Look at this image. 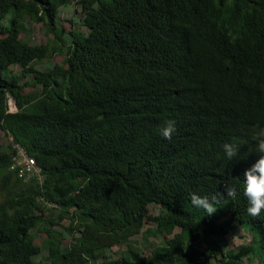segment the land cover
Masks as SVG:
<instances>
[{
    "label": "trees",
    "instance_id": "1",
    "mask_svg": "<svg viewBox=\"0 0 264 264\" xmlns=\"http://www.w3.org/2000/svg\"><path fill=\"white\" fill-rule=\"evenodd\" d=\"M71 1L86 32L67 41L55 21ZM25 20L53 37L22 39ZM65 47L62 62L32 65ZM169 120L171 140L160 134ZM257 125L264 0H0V131L12 137L4 148L0 140V264H45L34 259L40 247L47 264H264V212L248 215L243 195V173L260 155ZM229 142L241 147L231 161ZM16 144L41 179L11 169ZM225 186L234 198L219 196ZM192 193L217 197V212L194 207ZM150 204L160 212L150 214ZM48 205L57 220L45 221L37 245L31 228ZM62 219L66 244L50 227ZM146 221L154 227L143 231ZM233 224L253 238L225 250ZM139 233L172 236L144 257L127 246L105 252Z\"/></svg>",
    "mask_w": 264,
    "mask_h": 264
},
{
    "label": "rangeland",
    "instance_id": "2",
    "mask_svg": "<svg viewBox=\"0 0 264 264\" xmlns=\"http://www.w3.org/2000/svg\"><path fill=\"white\" fill-rule=\"evenodd\" d=\"M83 16V11L80 7L79 4H77L75 1H71L66 5H62L58 9V16L55 21V25L58 27V29L61 30L62 37L69 41L71 36H70V31H82L86 32V29L82 24L80 23V19ZM24 31H20V36L22 39L27 40L31 42L32 44H42L45 43L48 38H52L53 34H50V32L46 31V27L41 24V23H35L29 20H25L24 22ZM66 47L63 49L61 53H55L51 56H48L46 58H43L40 60L38 63H33L34 68L38 70H44L48 67H52L53 63H59L63 61L64 58V52H65ZM12 71L14 73L20 72V68L16 65H13ZM27 78H30L27 77ZM21 79V83L25 81V79ZM37 88V87H35ZM32 87L27 85L25 87V90H30ZM9 108L11 111H16L13 99L10 98L9 101ZM12 137L4 133L3 131H0V140L1 143L3 144V148L8 146L9 143L11 142ZM4 196L2 191L0 190V202L3 201ZM49 205L46 207H43L44 212L42 213L41 220L38 222V224L31 228V234L34 237V242L37 245H40L42 240L46 237L45 232L43 229L49 226V224H46L45 221L48 219H52L53 221L57 220V212H59L58 209H49ZM149 213L152 215H156L160 212V206L157 204H150L148 206ZM68 224L67 219H62L59 221V223L52 224L50 227L51 229L58 231L59 233L63 234V240L62 243L66 244L69 241V234L68 232L64 229ZM232 231L225 236V242H224V249L228 250L231 248H236L239 245H244L249 243L252 238L253 234L246 230L245 228H241L239 225L233 224ZM154 224L151 222L146 221L145 223L142 224V230L145 231L146 229L153 228ZM179 232L176 228H174L173 233ZM77 235V233H76ZM165 233H160L157 235L146 233L145 237H143L140 233L137 235H134L131 237V240L126 244V245H115L111 249H107L105 252L110 255V257H113L120 253L122 250L125 249V246H127L128 251L134 255L135 257H141V256H146L149 252V249L154 246V244L160 243V241L163 239ZM163 236V237H162ZM172 234L170 235H165V237H171ZM144 238V239H143ZM46 250L45 248L40 247L39 253L34 256L35 260H40L45 262L47 264L45 257H46ZM247 259L244 257L242 261H246ZM254 261H259V259L256 257Z\"/></svg>",
    "mask_w": 264,
    "mask_h": 264
},
{
    "label": "clouds",
    "instance_id": "3",
    "mask_svg": "<svg viewBox=\"0 0 264 264\" xmlns=\"http://www.w3.org/2000/svg\"><path fill=\"white\" fill-rule=\"evenodd\" d=\"M175 132L176 125L173 120L167 121L160 130L162 137L167 140H171ZM252 140L257 142L255 150L260 155L256 162L243 173V195L248 201V215L258 217L264 212V127L257 125L253 129ZM222 147L229 161L238 157L241 148L235 142L224 143ZM225 195L234 198L236 196V190L225 186V192H220L219 196L224 197ZM190 199L192 205L196 208H202L208 217L213 216L218 210L213 203V201L217 200V197H213L210 201L206 196L192 193Z\"/></svg>",
    "mask_w": 264,
    "mask_h": 264
},
{
    "label": "built area",
    "instance_id": "4",
    "mask_svg": "<svg viewBox=\"0 0 264 264\" xmlns=\"http://www.w3.org/2000/svg\"><path fill=\"white\" fill-rule=\"evenodd\" d=\"M15 152L12 155L11 169L24 179L35 177L37 180L41 179L40 168L31 156H28L24 149L16 144L13 146Z\"/></svg>",
    "mask_w": 264,
    "mask_h": 264
}]
</instances>
